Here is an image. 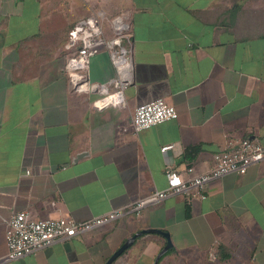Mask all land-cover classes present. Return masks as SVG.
Wrapping results in <instances>:
<instances>
[{"label": "crops", "instance_id": "obj_1", "mask_svg": "<svg viewBox=\"0 0 264 264\" xmlns=\"http://www.w3.org/2000/svg\"><path fill=\"white\" fill-rule=\"evenodd\" d=\"M92 14L108 43L117 18L124 35L91 56L99 88L78 92L67 43ZM122 47L128 74L112 58ZM117 89L122 103L94 104ZM158 97L178 116L135 131L136 106ZM247 136L264 145V0H0V264H105L149 227L173 243L158 264H264V158L208 182L205 198L191 186L22 257L5 238L13 212L85 220L128 208L167 186L169 165L188 179V166L210 169ZM166 243L143 232L111 264H155Z\"/></svg>", "mask_w": 264, "mask_h": 264}, {"label": "built area", "instance_id": "obj_2", "mask_svg": "<svg viewBox=\"0 0 264 264\" xmlns=\"http://www.w3.org/2000/svg\"><path fill=\"white\" fill-rule=\"evenodd\" d=\"M124 26L121 19L114 20L116 37L108 43L104 37L99 14L89 15L74 24L69 33L67 47L70 53L66 61V71L73 90L85 92L99 88V85L91 83L89 79L91 56L104 45L109 44L111 46L120 43V37L124 35ZM111 53L119 71L128 74L131 63L125 57L124 48L111 50ZM101 89L106 90L105 86ZM123 101L122 89H117L112 93L100 96L94 100V104L98 107H104L110 102L117 104ZM177 116L176 106L163 97H158L136 106L132 124L135 131H140ZM172 147L173 144L163 145L162 150ZM263 158L264 145L247 136L236 147L215 152L213 155L214 164L210 169L197 174L194 173V166H188L187 170L193 172V175L188 179L182 176L177 167L169 165L166 169L167 186L137 199L128 208H115L85 220H77L69 216L35 218L27 210L13 212L5 220L8 257L11 259L22 257L58 240L77 236L117 218L127 209L138 211L144 206L157 202L172 193L189 191L191 186L198 187L200 196L205 198L206 193L203 190H205L208 182L231 171L243 173L251 163Z\"/></svg>", "mask_w": 264, "mask_h": 264}, {"label": "water", "instance_id": "obj_3", "mask_svg": "<svg viewBox=\"0 0 264 264\" xmlns=\"http://www.w3.org/2000/svg\"><path fill=\"white\" fill-rule=\"evenodd\" d=\"M143 232H158V233H162L167 238L166 245L160 251L159 255L157 256V258L155 260V264H158V260H159L160 255L163 254L165 251H167L168 248L173 245L172 239H171V236H170V233L168 231H166V230H164L162 228H158V227H149V228L142 229L141 231H138V232L134 233L118 249H116L113 252V254L107 259V261L105 262V264H111L126 248H128L131 245V243H133L134 239L139 234H141Z\"/></svg>", "mask_w": 264, "mask_h": 264}, {"label": "trees", "instance_id": "obj_4", "mask_svg": "<svg viewBox=\"0 0 264 264\" xmlns=\"http://www.w3.org/2000/svg\"><path fill=\"white\" fill-rule=\"evenodd\" d=\"M191 154V150H187L186 155Z\"/></svg>", "mask_w": 264, "mask_h": 264}]
</instances>
